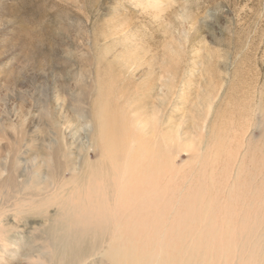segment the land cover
<instances>
[{
    "label": "rangeland",
    "instance_id": "obj_1",
    "mask_svg": "<svg viewBox=\"0 0 264 264\" xmlns=\"http://www.w3.org/2000/svg\"><path fill=\"white\" fill-rule=\"evenodd\" d=\"M125 179L144 256L264 264V0H0V264Z\"/></svg>",
    "mask_w": 264,
    "mask_h": 264
},
{
    "label": "bare ground",
    "instance_id": "obj_2",
    "mask_svg": "<svg viewBox=\"0 0 264 264\" xmlns=\"http://www.w3.org/2000/svg\"><path fill=\"white\" fill-rule=\"evenodd\" d=\"M101 110L98 113L106 109L101 108ZM99 117L101 116L99 115ZM94 123L93 144L103 143L112 147L115 144L114 148L107 149L112 150L110 152L126 151L122 148L124 147L122 142L120 144L119 141L113 140L116 137L115 133L110 129L106 121L96 117V122L94 121ZM60 154L61 150L59 149ZM61 155L66 159V166L74 162L72 157H69L66 152ZM137 155L135 150L133 154L131 152L128 155V158L122 156L124 161L122 165L127 166L128 170H130V161L132 159L135 161ZM111 159L117 161L116 153L114 157L111 156ZM84 161L83 165L89 166V163L86 160ZM70 167L73 170L72 165ZM127 172L130 173L129 171ZM119 176L116 175L115 177ZM122 178L121 175V181ZM145 179L148 180V178ZM149 180L146 183L151 182ZM127 181L129 180L127 179L126 183H118L119 187L110 185V191H107L103 186L104 202H100L104 205L107 200H110L109 206L107 205L108 209H106V205H104L105 209H103L100 203L92 200L94 195L91 191L94 190L92 187L86 188L87 191L83 192L82 199L79 193L78 200L79 198L82 200L79 201L80 204L75 205L74 202L73 205L75 206L71 208L72 211H70V207H66L67 211H62L59 217L57 216V219L52 220L50 226L45 228V233L48 235V238H46L49 243L48 247L51 251L48 253V258L44 259L42 257L43 262L41 264H97L98 262H106L107 264H167L166 259L161 258L162 255L152 254L151 256H144L139 249L138 243H135L137 240L134 241L135 238H138L144 232L145 225L143 224H146L147 221L142 219L143 216H140L138 211L141 210L134 206L135 204H132L130 199L126 198L129 193L141 191L142 182L137 186H133ZM149 184L145 185L149 188ZM150 186L152 187V184ZM115 188L118 190H115ZM74 198L76 199V197ZM127 211H131V213L127 214ZM96 256L99 257V261L92 262L91 260L96 259Z\"/></svg>",
    "mask_w": 264,
    "mask_h": 264
}]
</instances>
